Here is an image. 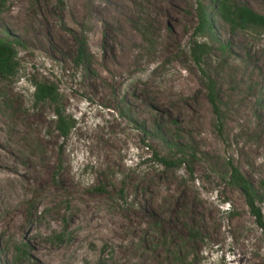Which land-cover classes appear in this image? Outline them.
<instances>
[{
  "label": "rangeland",
  "instance_id": "1",
  "mask_svg": "<svg viewBox=\"0 0 264 264\" xmlns=\"http://www.w3.org/2000/svg\"><path fill=\"white\" fill-rule=\"evenodd\" d=\"M181 1L167 51L149 0H0L18 63L0 78V160L14 166L0 165V264H264L261 230L229 182L232 163L264 215V32L231 29L217 0ZM233 1L264 15V0ZM199 4L211 29L195 37L197 63ZM110 35L124 39L111 40L121 62ZM34 82L53 83L57 101L37 100ZM57 107L72 122L64 136Z\"/></svg>",
  "mask_w": 264,
  "mask_h": 264
},
{
  "label": "trees",
  "instance_id": "2",
  "mask_svg": "<svg viewBox=\"0 0 264 264\" xmlns=\"http://www.w3.org/2000/svg\"><path fill=\"white\" fill-rule=\"evenodd\" d=\"M217 10L220 16L229 24L231 29H251L253 31L264 32V15L256 12L252 8L236 3L233 0H217ZM199 22L196 26L194 39L190 46V53L199 63L201 56L206 50V44L197 40V36L211 29L210 19L202 4H199ZM81 51L79 50L78 57ZM17 60L12 44L0 38V78H7L12 76L17 69ZM203 83L207 91V98L211 104L212 111L215 115L217 123L220 125L222 120V113L220 107V97L217 92V85L215 80L203 71ZM34 96L37 100L50 99L57 101V88L53 83L34 82ZM72 122L68 119L60 109L56 108V127L61 135H67ZM153 157L166 166H179L184 162L183 158L172 159L159 155L153 151ZM229 182L240 189L242 192L246 205L248 206L250 214L253 216L256 225L260 228L263 247H264V215L261 207L257 203V193L253 184L246 178L239 169L230 164V178Z\"/></svg>",
  "mask_w": 264,
  "mask_h": 264
},
{
  "label": "bare ground",
  "instance_id": "3",
  "mask_svg": "<svg viewBox=\"0 0 264 264\" xmlns=\"http://www.w3.org/2000/svg\"><path fill=\"white\" fill-rule=\"evenodd\" d=\"M180 1L181 0H149L151 8H153L154 13H155L154 18L156 19V23H155L156 24V28L158 29V32H159V34L161 36V41L163 43V47L167 51L171 48V45L173 44V42L177 41L180 38L179 37V32L177 30V25L181 21L180 14L178 13V8L180 7V3L182 2V1L181 2ZM121 16H123V14H121ZM109 17H110V14H109ZM164 24L168 25L169 29L171 30L170 33H165V32L162 31L161 28H162V25H164ZM126 35H130V33L127 31ZM132 35H133V33H132ZM125 36H124V38H125ZM113 39L117 40L118 42L119 41L124 42V39H119L118 37H116V35H110V38H109V40L107 42V48H108V51H109L108 54L115 56L116 59L117 58L120 59V62H121V59L123 57V52H121V51H123V50H120L118 52L115 51L117 48L116 47H115L116 49L113 48V42L111 41ZM114 45H117V44H114ZM107 57H108V55H107ZM122 64H124V63H122ZM112 70H114V69H112ZM25 119L29 123H33L34 121L39 122L41 120V117L30 114ZM1 128H2V123L0 121V145H2L1 144V141H2ZM36 137H37V139L39 141L42 142V139H41V137L39 135H36ZM0 159L6 160V157L0 153ZM3 160H0V165L3 168H10V167L13 168L14 167V166H11L10 163H8V165L6 166V164L3 162ZM0 174H6L7 175V173L4 172L3 170H0ZM42 177H43L42 174H35L33 176V183H37V184L40 185L42 183Z\"/></svg>",
  "mask_w": 264,
  "mask_h": 264
}]
</instances>
